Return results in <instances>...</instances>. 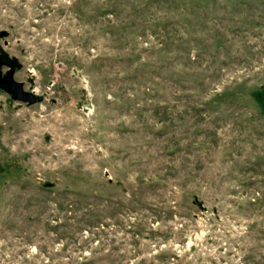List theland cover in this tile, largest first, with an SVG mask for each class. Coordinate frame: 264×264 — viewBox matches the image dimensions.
I'll return each mask as SVG.
<instances>
[{
    "label": "rangeland",
    "instance_id": "374dc122",
    "mask_svg": "<svg viewBox=\"0 0 264 264\" xmlns=\"http://www.w3.org/2000/svg\"><path fill=\"white\" fill-rule=\"evenodd\" d=\"M0 31L36 96L0 88V264H264V0H0Z\"/></svg>",
    "mask_w": 264,
    "mask_h": 264
},
{
    "label": "water",
    "instance_id": "95a60500",
    "mask_svg": "<svg viewBox=\"0 0 264 264\" xmlns=\"http://www.w3.org/2000/svg\"><path fill=\"white\" fill-rule=\"evenodd\" d=\"M5 33H6L5 31H0V37L4 36ZM0 66L7 67V70L0 77V88L6 89V86L8 85L10 87L8 92L12 98L21 101H26L27 103L34 102L36 96L32 93L23 91L21 88V83L13 80L12 78L14 68L18 66V62L16 61L15 58L8 57L7 54L1 49H0Z\"/></svg>",
    "mask_w": 264,
    "mask_h": 264
},
{
    "label": "flooded vegetation",
    "instance_id": "af4514ba",
    "mask_svg": "<svg viewBox=\"0 0 264 264\" xmlns=\"http://www.w3.org/2000/svg\"><path fill=\"white\" fill-rule=\"evenodd\" d=\"M1 75H2V74L0 73V77H1ZM1 89H2V88H1ZM6 89H7V91H6ZM6 89H2V90L6 91V92L9 94L8 91H9L10 87H9L8 85L6 86ZM9 95H10V94H9Z\"/></svg>",
    "mask_w": 264,
    "mask_h": 264
}]
</instances>
